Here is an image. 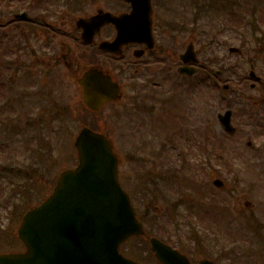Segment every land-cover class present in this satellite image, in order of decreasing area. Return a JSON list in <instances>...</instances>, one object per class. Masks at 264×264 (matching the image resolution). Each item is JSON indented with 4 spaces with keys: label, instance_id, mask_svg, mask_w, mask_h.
I'll return each mask as SVG.
<instances>
[{
    "label": "rangeland",
    "instance_id": "rangeland-1",
    "mask_svg": "<svg viewBox=\"0 0 264 264\" xmlns=\"http://www.w3.org/2000/svg\"><path fill=\"white\" fill-rule=\"evenodd\" d=\"M5 1L7 19L27 12L61 36H45L49 29L12 23L7 31L10 46L2 49L5 39L0 45V61L6 62V66L0 62V105L3 97L19 98L0 117V121L15 117L8 123L10 128L13 125V133L0 138V254L21 251L16 229L22 214L50 193L62 171L76 165L73 141L89 125L113 142L120 158V182L149 235L170 237L174 244L186 245L196 238L197 255L216 264H264V168L261 158L253 156L263 137L257 128L247 125L242 112L245 99L252 97L253 101L261 93L259 87L250 88L249 70L264 79V38L260 39L264 37V0H242L246 9L240 8L237 20L229 11L216 10L218 5L227 7L228 0H153L157 14L166 18L160 20L156 14L157 48L139 63L153 62L155 66L143 71L141 81L133 78L132 69L126 77L132 84L150 80L152 85L142 95H150V91L155 97L168 95L169 104L163 110L156 105L148 117L131 114L130 128L124 123L120 130L114 107L105 108L90 124L62 57L89 54L74 39L79 35L75 30L78 18L97 9L117 14L128 11L127 6L120 0ZM201 8L204 17L194 26L190 18L200 14ZM233 10L238 8L233 6ZM188 43L199 51L198 72L189 80L175 72ZM230 48L240 52L229 53ZM38 59L45 60L46 68ZM126 59L101 57V62L117 75ZM167 67L172 68L171 73ZM217 70L221 71L219 77L213 75ZM197 83L202 97H183L190 92V84ZM223 84L230 86L228 92L222 91ZM253 107L258 114L260 106ZM227 109L232 110L236 128L231 137L223 133L216 118ZM190 117L192 124L187 125ZM178 128L186 132L175 136ZM162 147L165 157L154 158V151ZM179 170V177L171 179ZM185 176L190 180L174 182ZM214 179H220L223 187L215 188ZM245 202L252 206H244ZM248 231L254 240L247 238ZM142 247L147 253V241L136 239L123 245L122 251L151 263L144 259Z\"/></svg>",
    "mask_w": 264,
    "mask_h": 264
},
{
    "label": "water",
    "instance_id": "water-1",
    "mask_svg": "<svg viewBox=\"0 0 264 264\" xmlns=\"http://www.w3.org/2000/svg\"><path fill=\"white\" fill-rule=\"evenodd\" d=\"M123 1L130 5L129 13L113 15L98 10L89 18H79L75 25L81 31L82 41L92 43L94 35L111 24L116 31L115 39L101 43L100 50L120 55L124 45L143 41H151L152 48L151 0ZM14 17L29 19L26 13ZM191 51L188 47L180 59L197 62ZM179 71L187 75L194 73L188 68ZM78 84L83 103L91 110L98 111L106 101L116 98V86L110 76L97 68L85 71ZM230 115L227 111L219 115L218 120L227 133L233 134ZM74 147L77 167L62 172L52 194L22 217L17 236L25 251L1 254L0 264H138L118 252L121 243L142 235L143 230L128 195L119 185L118 160L110 142L83 128L75 138ZM214 184L221 186L219 181ZM150 243L163 264H188L177 259H162L169 255L166 247L154 238ZM200 264L212 263L205 260Z\"/></svg>",
    "mask_w": 264,
    "mask_h": 264
},
{
    "label": "flooded vegetation",
    "instance_id": "flooded-vegetation-1",
    "mask_svg": "<svg viewBox=\"0 0 264 264\" xmlns=\"http://www.w3.org/2000/svg\"><path fill=\"white\" fill-rule=\"evenodd\" d=\"M8 23H4V26H7ZM7 32V31H6ZM58 31L57 30H50L49 34H46L45 36L51 35L53 38L57 36ZM154 33V30H153ZM79 34V33H78ZM115 35V32L111 26H106L100 30V33L94 38L93 44L86 45L82 44L88 52V56L82 57V58H76L74 55H63V66L65 69L70 73V76L73 77L74 81L77 82L82 75V73L88 69L90 66H98L100 69L104 70V72L108 73L111 77V80L115 82L118 86V98L115 102H109L106 103L102 109L98 113L87 111L91 121L90 124L92 125V122L94 121V118H96L97 115H99L105 108H115L116 112V122L118 124V129L120 130L121 126L123 124H128L129 127V121L131 114H134V116L141 115L144 117V113L148 115L154 114L156 111L157 106H160V109L163 110L166 107V103L162 99H157L156 97H170L168 95H162L158 93L156 97L154 96V91H150V95H142L145 88L152 85L150 84V80H148L147 84L144 83H136L141 86H137L136 84H132L130 82V79L126 77L127 70L132 69L133 71V78H135L138 81H141L144 77L145 70L149 69V67L155 66V63H147V64H141L139 63V60L143 58L144 56L151 55L157 48V39L155 38V46L153 50L147 49V43H141L138 42L137 44H129L125 46L123 49V54L120 57H114L110 53H104L100 52L97 49V45H99L102 41H108L113 40ZM34 37L37 38V34H34ZM75 37V36H74ZM48 37H45L47 40ZM79 43H81L78 37ZM47 43V42H46ZM99 43V44H98ZM49 46V43L48 45ZM4 48H7L6 46ZM70 52V51H68ZM141 52L140 58H135L136 53ZM132 56L133 58H131ZM101 57H107L111 61H120L123 57L127 58V62L125 63L124 67H120L118 70V74H114L112 69H108L103 66V63L101 62ZM129 59V60H128ZM39 64L42 66H46L47 63H45V60L38 59ZM91 62V63H90ZM83 68H82V67ZM117 69V67H116ZM178 67L176 68L177 72ZM144 71V72H143ZM167 71L169 73L172 72L171 67H167ZM184 79H188L186 77H183ZM189 80V79H188ZM189 91L187 92L183 97H202L200 86L198 84H190ZM259 88H261V93L258 95V99H255L252 101V97L246 98L243 102V108H244V114L246 118V121L248 122V126H251L253 128H257L259 131V134L263 139L259 142V147L257 149V156L259 159L261 158V164L264 167V81L258 84ZM255 87L254 89H256ZM140 89V90H139ZM79 91V90H78ZM161 92V91H160ZM82 94H79V97H81ZM172 97V96H171ZM148 99V100H147ZM10 97L8 98V101L6 103L7 107L10 105ZM157 105V106H156ZM253 106H260V110L257 111L258 114L254 112ZM146 108V109H145ZM9 110V109H8ZM111 112V110H110ZM136 114V115H135ZM192 113H190L189 116H191ZM259 116V119H258ZM191 121H193V118H189L187 121V125H191ZM254 156H256V153L254 152ZM263 157V160H262ZM172 238L164 237V239H161L164 244L167 246H170L172 249H175L181 256H184L189 263L191 264H199L200 260L202 259H208L203 256L197 255L198 248L196 247V242L192 243L191 245L186 244H174V241L171 240ZM147 259H151V263L148 264H160L151 251L147 255Z\"/></svg>",
    "mask_w": 264,
    "mask_h": 264
},
{
    "label": "trees",
    "instance_id": "trees-1",
    "mask_svg": "<svg viewBox=\"0 0 264 264\" xmlns=\"http://www.w3.org/2000/svg\"><path fill=\"white\" fill-rule=\"evenodd\" d=\"M206 1H208V0H206ZM232 18H236V15L235 14H233V17ZM236 20H237V18H236Z\"/></svg>",
    "mask_w": 264,
    "mask_h": 264
}]
</instances>
